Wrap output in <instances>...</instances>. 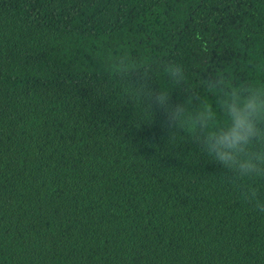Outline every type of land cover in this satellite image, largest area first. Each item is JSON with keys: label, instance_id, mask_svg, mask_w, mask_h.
Instances as JSON below:
<instances>
[{"label": "trees", "instance_id": "16d2710c", "mask_svg": "<svg viewBox=\"0 0 264 264\" xmlns=\"http://www.w3.org/2000/svg\"><path fill=\"white\" fill-rule=\"evenodd\" d=\"M206 77L264 86V0H0V264H264V178L161 127Z\"/></svg>", "mask_w": 264, "mask_h": 264}, {"label": "clouds", "instance_id": "9594fccd", "mask_svg": "<svg viewBox=\"0 0 264 264\" xmlns=\"http://www.w3.org/2000/svg\"><path fill=\"white\" fill-rule=\"evenodd\" d=\"M167 71L175 77L182 70L169 66ZM205 88L214 95L215 104L199 100L194 110L183 104L173 106L167 93L156 94L155 107L161 110L162 129L182 125L199 131V143L215 162L241 180L264 178V86L243 82L229 86L224 78L206 77ZM218 114L226 118V125L216 124ZM241 195L248 205L264 213V199L254 185Z\"/></svg>", "mask_w": 264, "mask_h": 264}]
</instances>
